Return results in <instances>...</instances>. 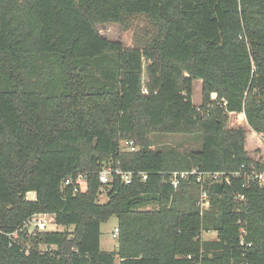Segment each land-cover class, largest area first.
Returning <instances> with one entry per match:
<instances>
[{
  "label": "trees",
  "instance_id": "trees-1",
  "mask_svg": "<svg viewBox=\"0 0 264 264\" xmlns=\"http://www.w3.org/2000/svg\"><path fill=\"white\" fill-rule=\"evenodd\" d=\"M137 17L149 28L131 47L97 29ZM213 93L225 107H207ZM242 110L264 133V0H0V264H264V185L246 180L264 161L228 123ZM154 133L200 135L202 146L152 149ZM117 162L146 179L102 184L98 172ZM194 168L230 180L220 194L205 183L202 211L193 177L169 183ZM80 173L85 190L61 186ZM35 213L65 229L23 231ZM111 216L118 244L103 251Z\"/></svg>",
  "mask_w": 264,
  "mask_h": 264
},
{
  "label": "rangeland",
  "instance_id": "rangeland-1",
  "mask_svg": "<svg viewBox=\"0 0 264 264\" xmlns=\"http://www.w3.org/2000/svg\"><path fill=\"white\" fill-rule=\"evenodd\" d=\"M149 28L147 21L142 17L133 19L128 25H122L119 23H107L97 25V29L100 34L107 37L110 40L121 41L125 46L131 47L136 44V41L141 39L144 30ZM143 79L145 76L143 74ZM201 102V81L195 80L193 85L192 103L195 106H199ZM229 126L241 125L247 130L246 145L245 148L248 154L254 160L264 161V140L260 133H253L249 129L246 120L239 121L236 115H229ZM196 136V137H195ZM180 134V133H154L151 135L152 149H175L181 153H188L191 151L200 150L202 146V140L200 135ZM198 136V137H197ZM122 146H126L125 142H121ZM107 200L105 194L99 195V203H104ZM155 207L153 204L142 207L143 209H149ZM117 226L116 216H111L107 222H104L100 226V248L103 251L116 250L118 241L116 237H113V229ZM65 227L57 225L54 221L45 225L41 230L43 231H63ZM28 232L31 233L35 230V227L28 226ZM201 238L211 240L216 238L215 231L202 232ZM118 263V260H115Z\"/></svg>",
  "mask_w": 264,
  "mask_h": 264
},
{
  "label": "built area",
  "instance_id": "built-area-1",
  "mask_svg": "<svg viewBox=\"0 0 264 264\" xmlns=\"http://www.w3.org/2000/svg\"><path fill=\"white\" fill-rule=\"evenodd\" d=\"M143 92H146V89H143ZM215 104L225 107L226 101L219 100L216 96V94H211L210 96V103L207 105L208 108H212ZM229 115H236L239 121L246 120L244 111H240L239 113L235 112H229ZM261 137L264 140V133H260ZM126 148L129 151H135L136 146L132 140L125 141ZM244 168V165H241V169ZM239 172H234L233 175H238ZM114 175H117L120 177V179L125 183L129 184L131 183L133 176H138L141 180H145L147 177V174L145 172H139V171H127L123 170L119 166V162L115 164V166L108 165L104 166L99 172H98V178L99 181L102 184H106L111 182L112 177ZM246 180L249 181H256L259 185H264V170L259 171L255 168L254 165H250L246 171ZM193 177V180L198 184L199 186V197L197 200V205L200 207L201 211L208 207L209 205V194L208 191L205 188L206 182H226L229 183V176L224 171H201L196 168L189 170V171H173L169 173V183L170 185L176 189L178 186V183L180 180L187 179L189 177ZM85 173L77 174L75 177H67L65 178L61 186L62 187H71V191L73 193H77L79 191H83L86 188L85 184ZM243 186L245 183L242 184ZM100 195L105 194L104 190L102 188L99 189ZM240 198L243 199V195L240 196ZM54 221L53 216L47 213H35L28 217L24 223L23 228H28V226L35 227V229H42L45 227L46 224L51 223ZM118 227L115 226L113 229L112 235L113 237H118ZM13 236H16V232L13 233Z\"/></svg>",
  "mask_w": 264,
  "mask_h": 264
},
{
  "label": "water",
  "instance_id": "water-1",
  "mask_svg": "<svg viewBox=\"0 0 264 264\" xmlns=\"http://www.w3.org/2000/svg\"><path fill=\"white\" fill-rule=\"evenodd\" d=\"M222 183L221 182H210L208 184V188L210 189V191H212L213 193H217L220 194L222 191ZM23 231H26V228H23Z\"/></svg>",
  "mask_w": 264,
  "mask_h": 264
},
{
  "label": "crops",
  "instance_id": "crops-1",
  "mask_svg": "<svg viewBox=\"0 0 264 264\" xmlns=\"http://www.w3.org/2000/svg\"><path fill=\"white\" fill-rule=\"evenodd\" d=\"M253 133H255L254 131H252ZM27 198L29 200H33L35 198V193L33 191H30L27 193Z\"/></svg>",
  "mask_w": 264,
  "mask_h": 264
}]
</instances>
